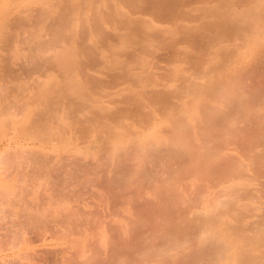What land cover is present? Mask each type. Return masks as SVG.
Here are the masks:
<instances>
[{"label": "rangeland", "instance_id": "374dc122", "mask_svg": "<svg viewBox=\"0 0 264 264\" xmlns=\"http://www.w3.org/2000/svg\"><path fill=\"white\" fill-rule=\"evenodd\" d=\"M0 264H264V0H0Z\"/></svg>", "mask_w": 264, "mask_h": 264}]
</instances>
